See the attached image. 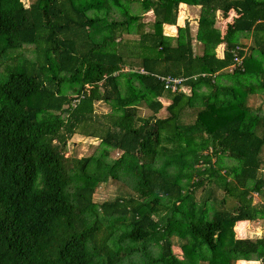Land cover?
<instances>
[{
	"label": "trees",
	"instance_id": "1",
	"mask_svg": "<svg viewBox=\"0 0 264 264\" xmlns=\"http://www.w3.org/2000/svg\"><path fill=\"white\" fill-rule=\"evenodd\" d=\"M181 3L199 7L194 37L187 21L162 33ZM230 10L221 35L215 12ZM241 32L254 34L246 51ZM0 70V264H264V234L233 231L264 227V0H0ZM74 134L99 149L67 158ZM109 179L122 189L94 201Z\"/></svg>",
	"mask_w": 264,
	"mask_h": 264
},
{
	"label": "rangeland",
	"instance_id": "2",
	"mask_svg": "<svg viewBox=\"0 0 264 264\" xmlns=\"http://www.w3.org/2000/svg\"><path fill=\"white\" fill-rule=\"evenodd\" d=\"M138 6L140 7L139 3H135L133 6H130L131 7V12H133V13L139 12ZM198 14H199V7L198 6L196 7L195 5H192L190 7H184V5H179V7H178L177 20L180 19V21H178V23H179V25L182 26V22L181 21H182L183 18L186 17V19L188 20L187 23H188V26H189L190 33H191V35L193 37H194V33H195L196 27H197V20L196 19L198 17ZM215 16L216 17H215V21H214V27L216 29H218L219 32H220L221 31V27L223 25L221 23V21H220V12L217 13V11H216L215 12ZM140 18H141L140 19L141 22L144 25L143 26L144 29H148L149 24L151 23V19H152L151 12L150 11L142 12ZM162 31H164L165 33H170V34H173L174 32H176V30L174 32H172L173 30H172L171 26H163ZM133 37H134L133 34L129 35V38H133ZM192 44H193L192 48H193L194 52L195 53H200V45L197 42H195V41H193ZM20 51H22V54H24L25 56H30L31 55V52L29 50H24V51L22 49L21 50H18V49L16 50V52H18V53H21ZM7 63H11V60L8 59ZM227 69L229 70V68H227ZM224 71L227 72V70H224ZM0 72H2V70H0ZM222 78H224V77H222ZM131 81H132L134 87H138L139 86V84L137 83V81L134 78H131ZM63 87H64V92L66 94H73L71 92L70 88H69V85H65ZM183 90L184 91H188V88L187 87H183ZM207 91H208L207 87H201L200 89H198L197 92H198V95L200 97L202 95H206L208 93ZM158 99L160 100V102L162 103L163 106H165L169 102V100L166 99L165 97H160ZM260 99H262L263 100L262 102H264V97L263 96H260ZM260 99H257V100H260ZM262 102H260L261 103L260 107H261L262 112H264V108L262 109ZM95 105H96V110H98V111H108V109H109L108 105L106 103H103V102H97V103H95ZM194 110L195 109H185V111L182 113L181 122L186 124V125L190 124L193 121V119H194V115H195L194 114ZM137 114L139 116H147V115L150 114V111L148 109H146L145 107H140L137 110ZM164 115H165V111L163 109H160L159 112L157 113V116H164ZM97 143H98V140L89 139V138L82 137V136H80L78 134H74V135H72L70 137V139L66 143V149H65L66 153L65 154L67 155V158H78V157L90 155L91 153H93V152H95L96 150L99 149L98 148L99 146H97L98 145ZM181 145L185 146V143L183 142V143H181ZM118 154H119V152L117 150H109L108 158L109 159H114V158H116L118 156ZM220 161H221V163L223 165H225L227 167L232 166L235 163L234 160H231L230 158L226 157L225 155H222L220 157ZM220 161H219V163H220ZM201 166L199 165V167H201ZM196 167H198V165H196ZM182 180L184 182H188L187 178H182ZM121 189H122L121 188V184H119L118 182H116L114 180L109 179L107 184H102V185L99 186V188H97V190L93 194V199H94V201H101V200H104V199H111L114 196H116ZM201 194H202V191L200 190V188L196 189L193 192V196H194V199L196 200V202H199V200H201L200 199ZM225 197L227 199L226 206H228V205L232 206V205L235 204V202H237L236 200H232L228 196H225ZM248 229H250V227H248ZM258 232H261L263 234L264 233V227L261 226L259 228ZM248 233L252 237L260 235V233L255 234V233H253L250 230L248 231ZM173 255L176 256V259H178V257L182 256L180 251H178L176 249H174ZM253 261H256L255 257L254 258H252V257L247 258V262H253ZM238 262L239 261L237 260L236 264H238ZM242 263L245 264V262H242Z\"/></svg>",
	"mask_w": 264,
	"mask_h": 264
},
{
	"label": "crops",
	"instance_id": "3",
	"mask_svg": "<svg viewBox=\"0 0 264 264\" xmlns=\"http://www.w3.org/2000/svg\"><path fill=\"white\" fill-rule=\"evenodd\" d=\"M180 5H184V7H190V6H192V5H187V4H184V3H181ZM196 6V5H195ZM197 7V6H196ZM219 11H217V13H218ZM186 15V14H185ZM216 17V16H215ZM234 17V12H233V10H230V11H228L227 13H226V15H222L221 13H220V21H221V23L223 24L222 25V27H221V31H220V34L222 35L223 34V32H224V30L226 29V25L227 24H230L231 22H232V18ZM197 19H198V17H197ZM196 19V20H197ZM178 21L179 20H177V18H176V23H175V25H168V24H163L162 25V29H163V26H171V28H172V32H174L175 30H176V26H181V25H179V23H178ZM185 21H187L188 22V20L186 19V17L185 18H183L182 19V26H183V24H184V22ZM215 21V20H214ZM162 33L164 34V35H167V36H174L175 35V33L176 32H174L173 34H170V33H165L164 31H162ZM253 33H251V32H248V34H246L245 35V33L244 32H241V33H237V42H238V45H241V46H243L242 48H243V50H245L246 51V48L248 47V46H251V45H254V41H253ZM192 43H193V41H192ZM223 47H224V45L221 43V44H218L217 46H216V51H215V53H216V56L218 57V58H221V56H222V50H223ZM218 48V49H217ZM255 57H257V55H255ZM234 64V63H233ZM232 66V64L229 66V67H227V68H229V70L230 69H233L234 68V66L233 67H231ZM183 79V78H182ZM222 82L223 83H228V81H226V79L224 78V79H222ZM184 87H186V86H184ZM187 88H188V93H189V86H187ZM264 97V96H263ZM264 108V102H262V109ZM263 114H264V112H262ZM263 153H264V148H263ZM263 227V224L260 222V220H258V219H255V220H250V221H245V222H237L235 225H234V230H235V232H237L238 233V235L239 236H250L249 235V233H248V231L250 230V231H252L253 233H255V234H257V233H260V235L262 234L261 232H258V230H259V228L260 227ZM248 227H250V229H248ZM237 228V229H236ZM240 233V234H239ZM245 233V234H244ZM264 234V233H263ZM238 264H243L242 263V261L243 262H245V264H259V261L258 260H256V261H253V262H247V260H243V259H238ZM249 261V260H248ZM236 264V263H235Z\"/></svg>",
	"mask_w": 264,
	"mask_h": 264
},
{
	"label": "built area",
	"instance_id": "4",
	"mask_svg": "<svg viewBox=\"0 0 264 264\" xmlns=\"http://www.w3.org/2000/svg\"><path fill=\"white\" fill-rule=\"evenodd\" d=\"M240 48L237 46V51L239 50ZM235 53V52H234ZM241 59L242 57H240L238 55V52L236 54H233V61H234V64H232L231 67H233L234 65H239L241 64ZM160 80L162 81L163 83V86L166 88V89H169L171 91H175L177 89H183V86H182V81L183 79L181 77H171L169 75H166L164 77H160Z\"/></svg>",
	"mask_w": 264,
	"mask_h": 264
},
{
	"label": "clouds",
	"instance_id": "5",
	"mask_svg": "<svg viewBox=\"0 0 264 264\" xmlns=\"http://www.w3.org/2000/svg\"><path fill=\"white\" fill-rule=\"evenodd\" d=\"M233 230H234V227H233Z\"/></svg>",
	"mask_w": 264,
	"mask_h": 264
}]
</instances>
